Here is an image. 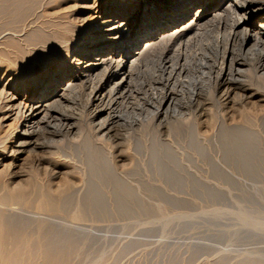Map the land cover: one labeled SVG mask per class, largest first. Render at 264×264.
<instances>
[{
	"label": "bare ground",
	"instance_id": "6f19581e",
	"mask_svg": "<svg viewBox=\"0 0 264 264\" xmlns=\"http://www.w3.org/2000/svg\"><path fill=\"white\" fill-rule=\"evenodd\" d=\"M40 32L47 41L31 48L35 55L26 70L16 67L18 59L0 63V127L15 122L0 137V167L9 176L0 184V221L56 236L54 242L67 252L82 255L93 243L107 244L94 226L81 223L87 210L81 191L74 192L78 223L53 216L77 173L70 169L72 162L54 151L55 144L65 140L81 146L82 95L93 142L105 148L106 174L114 180H122L117 167L128 162L131 150L116 127L124 117L123 100L142 96L146 107L144 118L139 104L133 115L125 114L129 126L147 123L159 131L173 106L188 103L195 107L196 135L213 101L222 120L235 110L264 105L258 90L264 86V0H0V52L8 40L27 48L31 35ZM137 78L140 85L133 89ZM25 166L29 172H23ZM121 244L103 246L92 263L72 252L73 259L85 262L71 258L68 264H98L109 256L121 264L131 243ZM245 253L220 255L213 264H264V252ZM170 257L158 252L153 259L172 264Z\"/></svg>",
	"mask_w": 264,
	"mask_h": 264
},
{
	"label": "rangeland",
	"instance_id": "374dc122",
	"mask_svg": "<svg viewBox=\"0 0 264 264\" xmlns=\"http://www.w3.org/2000/svg\"><path fill=\"white\" fill-rule=\"evenodd\" d=\"M29 40L27 48L16 41H6L0 52V63L7 65L18 59L20 63L16 67L20 68V72L26 70L35 55L31 48L42 45L47 37L40 32L32 34ZM36 64H33L35 68ZM140 81L135 79L132 88L139 87ZM258 88L264 96V86ZM80 98L82 106L86 97L82 95ZM132 99L123 100L124 117L116 124L131 149L127 153L128 162L117 167L122 180L107 177L106 172L109 173L110 169L105 159V148L94 144V132L88 125L87 112L81 106L78 107L79 113H82L81 146L75 147L74 143L69 144L65 140L55 144L57 148L54 151L72 162L70 169L78 174L74 172V185L63 196L60 207L53 213L54 218L61 222L72 219L77 222L78 219L74 221L73 217L76 206L74 192L81 191L87 207L81 214V223L94 226L96 236L107 242L105 245L93 243L88 246L90 248L82 249L87 253L85 255L81 251L87 258L86 262L92 263V259L101 254L103 246L115 249L122 242L123 245H133H130L126 260H120L121 264L145 257H151L150 261H145L146 264L151 261L158 264L153 259L158 252L173 256L170 257L172 264H213L220 255L236 256L241 253L245 256V251L254 255L259 251L262 255L264 105L235 110L233 117L222 120L221 112L213 101L210 116L205 118L201 132L196 135L193 129L195 107L188 103L173 106L168 122L160 131L147 123L129 126L128 117L134 114L136 104L143 106V112L137 110L140 116H146L142 96ZM14 127L13 121L2 125L0 137ZM45 157L49 159L51 156L47 154ZM77 169L82 176L84 172L85 177L79 175ZM22 170L29 172V167L25 166ZM5 173L7 170L0 167V184L8 176ZM2 223L0 264H41L48 261L50 264H68L73 255H81L77 251L74 253L75 250H72L73 253L67 252V249L64 251L57 242L56 246V236L38 235L31 230L14 229V226ZM81 257L75 258L80 260ZM73 258L71 262L75 260ZM108 258L98 264L116 262L112 257ZM82 261L85 262L81 258Z\"/></svg>",
	"mask_w": 264,
	"mask_h": 264
}]
</instances>
